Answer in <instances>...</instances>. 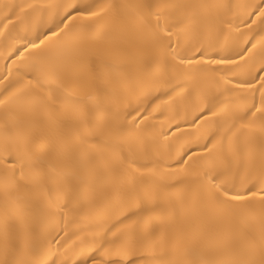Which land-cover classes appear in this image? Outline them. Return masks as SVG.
<instances>
[{
  "label": "bare ground",
  "instance_id": "1",
  "mask_svg": "<svg viewBox=\"0 0 264 264\" xmlns=\"http://www.w3.org/2000/svg\"><path fill=\"white\" fill-rule=\"evenodd\" d=\"M93 2L116 8L84 19ZM104 62L125 72L102 125L77 77ZM262 69L264 0H0V244L8 226L21 264L259 259Z\"/></svg>",
  "mask_w": 264,
  "mask_h": 264
},
{
  "label": "snow or ice",
  "instance_id": "2",
  "mask_svg": "<svg viewBox=\"0 0 264 264\" xmlns=\"http://www.w3.org/2000/svg\"><path fill=\"white\" fill-rule=\"evenodd\" d=\"M162 8H170L174 7L172 4H163L161 5ZM108 8H113L115 10V5H105L104 7H99L97 3L93 2L90 4V6L86 9L80 10L76 9V5L69 3L66 6H64V12H67L68 15L64 17V20H69L73 17V13L69 12V9H76L78 14H80L84 19L90 20V21H97L99 18H102L105 15V12ZM159 19V16L157 17ZM61 23H64L61 21ZM181 23H184V21H181ZM159 27V25L157 26ZM56 28H60V24L56 25ZM164 31H167L165 29ZM52 34L54 36L60 37L63 35L64 37L68 38L72 45V50L76 51L78 50V47L80 43L85 39V35L83 33L73 32L69 24H64V28L60 31H56L55 29L52 30ZM44 44V40L40 39L39 42L37 41H31L30 45L32 49L40 47V45ZM264 70V69H262ZM125 72V69L117 63L112 62H104L102 70L100 73H96L95 71H89L84 76L77 77L78 82L86 87H92L95 89V95L91 97L94 107H95V114L96 118L101 121V124L103 125L105 116L107 115V108L104 104L103 97L106 95L104 90V85L109 84L112 82L113 78L117 75H123ZM264 79V78H262ZM99 81V83H97ZM2 103V102H0ZM63 103L70 104L67 100V98L64 99ZM71 107L74 112L78 113L81 118H83L86 114L84 110L79 107L75 103H71ZM259 111V109H257ZM213 115H216L215 112L212 113ZM107 132L109 134H113L114 132H118L119 130L107 127ZM262 132H264V128L261 129ZM87 143V141H83ZM21 178L23 179V170L21 171ZM205 178H208L207 176ZM210 182H214L213 180H210ZM8 187L10 191H16L18 190V186L15 183V178L13 175V179L8 183ZM217 191L221 192L222 195L226 196L228 199H231L233 201H243L246 198V193H231V192H224L222 189H217ZM157 198V194L155 192H145L144 193V199L145 200H151L154 201ZM261 198L264 199V193H261ZM17 204H19L18 201H16ZM219 203L223 204L224 201H219ZM15 244L13 241V234L12 230L5 226V230L3 233V243L0 244V256H3V260H0V264H21L19 260L15 258ZM153 264H171L170 261H168L165 258H160L153 262ZM191 264H195V262H191ZM232 264H264V251L260 253L259 259H255L252 255L246 254L245 256L236 259L232 262Z\"/></svg>",
  "mask_w": 264,
  "mask_h": 264
}]
</instances>
